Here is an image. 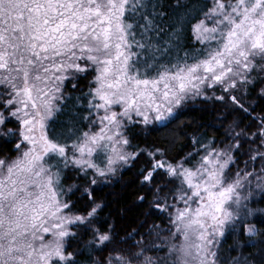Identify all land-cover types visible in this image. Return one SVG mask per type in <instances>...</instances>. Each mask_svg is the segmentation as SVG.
<instances>
[{"label":"snow or ice","instance_id":"obj_1","mask_svg":"<svg viewBox=\"0 0 264 264\" xmlns=\"http://www.w3.org/2000/svg\"><path fill=\"white\" fill-rule=\"evenodd\" d=\"M197 100L223 106L221 126L239 114L223 140L194 137L179 161L133 145V129L167 128ZM258 102L264 0H0V143L13 145L0 153V264H222L227 229L261 246L243 264H264ZM141 156L167 227L121 238L96 186ZM68 171L84 183L65 187Z\"/></svg>","mask_w":264,"mask_h":264},{"label":"trees","instance_id":"obj_2","mask_svg":"<svg viewBox=\"0 0 264 264\" xmlns=\"http://www.w3.org/2000/svg\"><path fill=\"white\" fill-rule=\"evenodd\" d=\"M167 2L171 3L172 0H167ZM189 2L199 7L201 0H189ZM68 88L71 91L70 85ZM258 103L259 107L254 115L264 109V102ZM224 114L221 104L217 103L214 106L211 101L197 100L188 105L180 118L167 128L143 132L139 128L133 129V133L136 135L132 143L145 150L154 147L166 150V158L169 161H179L193 150L192 139L194 137L206 134L208 141L214 139L219 142L224 139V132L228 124L232 119L239 118V114L229 117L227 123L221 126L218 117ZM248 122V120L244 121L245 124ZM12 147L11 144L0 143V153H7ZM237 159L242 166L247 157L238 156ZM145 162L146 158L141 156L133 167L122 170L114 180L96 186L97 202L106 205L101 213V218L114 223L121 238L133 230L145 233L154 224L167 227L166 216L153 207L152 195L147 188L141 186L140 180L137 178V174ZM66 177L65 187L84 183L83 180L76 179V173L73 171L66 172ZM156 182L163 183V180L157 176ZM79 195L77 192L76 195L71 196V199L77 204V207H82V203L78 200ZM141 196H145L146 199L140 201L139 197ZM259 207H264V204ZM218 241L219 257L222 264H232L237 258H240V264H243V257L253 256L261 247L260 245L257 248L241 247V245L247 244V237L240 236L239 229L235 232L227 229L223 237H218ZM256 258L258 259V257Z\"/></svg>","mask_w":264,"mask_h":264}]
</instances>
